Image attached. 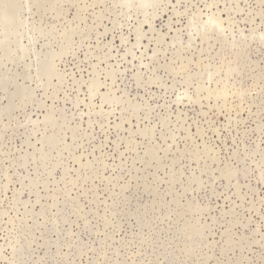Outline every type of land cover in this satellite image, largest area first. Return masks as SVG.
<instances>
[{
  "label": "rangeland",
  "instance_id": "rangeland-1",
  "mask_svg": "<svg viewBox=\"0 0 264 264\" xmlns=\"http://www.w3.org/2000/svg\"><path fill=\"white\" fill-rule=\"evenodd\" d=\"M0 264H264V0H0Z\"/></svg>",
  "mask_w": 264,
  "mask_h": 264
}]
</instances>
